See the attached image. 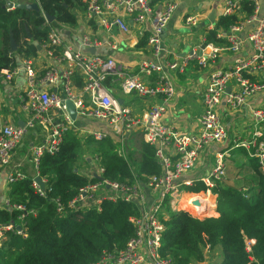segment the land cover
<instances>
[{"label": "built area", "instance_id": "obj_1", "mask_svg": "<svg viewBox=\"0 0 264 264\" xmlns=\"http://www.w3.org/2000/svg\"><path fill=\"white\" fill-rule=\"evenodd\" d=\"M220 1L219 4L218 0L190 3L182 25L187 32L193 30L198 40L182 56L163 42L179 0H80L84 18L97 23L101 34L83 32L79 46L73 48L51 24L44 46L56 65L44 67L38 75L31 66V59L23 58L25 88L15 95L26 119L21 126L0 120V172H4L6 190L9 184L30 177L35 191L46 196V180L38 174V164L44 154L52 155L58 150L69 127L78 129L80 136H91L94 141H101L110 133L121 142L124 136L140 137L153 148L154 159L160 166L158 174L149 175L144 181L118 182L103 176L104 168L97 154L87 158L90 169L81 173L90 181L78 188L67 207L99 211L106 202L130 203L137 205L139 212L129 217L134 234L125 247L115 254L103 252L92 264H170L161 254L162 217L167 216L168 211L191 209L202 210V215L198 216L201 219L209 216V209L215 208V202H208L204 194L216 197L212 189L225 176V157L230 149L215 148L228 139L217 107L223 103L229 109H236L251 96L264 91V82L258 78L264 72V7L260 0H250L254 4L253 14L227 31L217 30L214 37L220 41L211 42L207 35L215 30L216 16L238 15L240 10L241 0ZM30 2L39 6L38 0ZM12 9L14 6H6L7 11ZM211 9L215 10L214 22L208 19ZM114 29L123 34L134 29L137 38L147 33L149 55H142L133 70L123 67L108 53L118 48L110 36L104 35ZM223 48L230 55L227 65L213 66ZM190 61H195L199 68L210 66L211 70L201 99L197 130L183 133L162 122V116L176 92L170 74L184 73ZM17 71V67L12 72L2 69L0 77L11 81ZM76 78L80 79V87L76 86ZM108 81L122 93L145 101V109L135 114L129 106L120 103L112 96ZM67 100L74 107L75 120L69 116ZM252 116L264 122V112L255 109ZM81 120L85 124L76 126ZM30 130H34L35 135L26 153L27 159L15 162V149ZM212 146V165L203 175L194 177L192 171L202 150ZM233 146L248 150L264 176V132L254 129L249 137L233 140ZM118 153L124 155L120 148ZM27 162L32 174H27L23 168ZM37 176L44 188L34 180ZM198 185L205 189L192 191ZM243 196L247 200L251 198L247 191ZM0 202V207L10 206L6 196ZM190 203L194 204L188 206ZM55 204L56 212H61L63 207L56 201ZM10 207L19 214L14 221L0 224V244L6 241L9 232L25 238V216L33 213L21 204ZM246 245L249 250L247 242Z\"/></svg>", "mask_w": 264, "mask_h": 264}, {"label": "trees", "instance_id": "obj_2", "mask_svg": "<svg viewBox=\"0 0 264 264\" xmlns=\"http://www.w3.org/2000/svg\"><path fill=\"white\" fill-rule=\"evenodd\" d=\"M6 2L0 0V71L8 72L17 67V55L32 59L38 54L37 45L47 43L52 22L47 24L43 14L53 17V22L73 27L77 19L72 9H81L80 0H38L39 11L18 8L7 11ZM253 9L252 1L241 0L238 15H218L215 30L207 35V40L219 42L214 37L217 30L227 31L251 16ZM11 39L16 44L14 52H9ZM146 41L147 33L138 39L137 46H145ZM75 83L80 87L79 78ZM119 145L120 139L109 136L94 141L69 127L58 150L40 158L38 174L46 180V196L35 191L30 177L9 184L8 204H21L33 213L25 216V238L9 232L6 241L0 244V264H92L103 252L115 254L122 250L134 234L129 217L138 215L137 205L106 202L99 211L67 207L78 188L90 181L78 169L86 149L99 156L103 176L111 181H144L160 172L153 148L143 140L135 148L137 157L133 156V150L119 154ZM253 170L256 180L250 200L244 198V191L218 182L212 189L217 216L200 219L179 210L168 211L162 217L161 254L170 264L201 262L203 250L216 248L222 255L219 264H264V176L257 163L253 164ZM204 189L198 185L192 191ZM55 201L63 207L61 212H56ZM10 206L0 207V224L14 221L19 214Z\"/></svg>", "mask_w": 264, "mask_h": 264}, {"label": "crops", "instance_id": "obj_3", "mask_svg": "<svg viewBox=\"0 0 264 264\" xmlns=\"http://www.w3.org/2000/svg\"><path fill=\"white\" fill-rule=\"evenodd\" d=\"M10 1L13 3H30L29 0ZM260 2L262 7H264V0H260ZM219 3H221L220 0H218V4ZM189 7L190 3H188V0H179L176 18L179 20L178 23L182 27L183 17L188 12L185 11V8ZM72 11L77 19L76 25L68 27L63 24H57L56 28L58 29L57 31L61 33V36L67 45L77 48L79 46V37L81 33L89 32L99 35L101 34V29L97 23L87 22L81 9H72ZM217 17L218 15L216 18ZM170 23H168L163 35V42L164 44H167H165L167 47L175 49L178 56H182L188 51L191 44L197 42V39L195 38L197 34H195L193 30L187 32L183 27L185 34H189L191 37L186 38L185 41H181L179 44L177 37L173 34V29L169 38L164 41V38H166L165 36H167L166 31L169 28H172ZM135 34L136 32H134V29H130L127 34H123L116 29L112 30L110 34H104L110 36L111 40L118 44V48L115 52L108 51V53L116 58V62L129 70L136 68L137 61L142 55H149V49L146 44L145 46H137L139 38H137ZM218 45L223 46V44ZM16 58L18 63L17 73L12 77L11 81H8V84L2 85V82L0 83V120L1 122L21 126L26 117L25 113H23L20 108V104L16 101L15 94L22 92L25 88V72L22 68L23 57L17 55ZM229 58L230 55L228 54V51L223 48L217 54L213 66H226ZM30 62L33 70H35L38 75L42 73L44 67L56 65L55 60L46 54L45 46H40L37 56L32 58ZM210 70V66L208 68H199L195 61H190L184 73L170 74L174 81L176 92L174 97L167 103L166 112L162 116V122L172 125L178 131L183 133L194 132L197 130V118L201 113V99L206 88L207 76ZM258 78L264 82V72L260 73ZM107 86L112 96L117 98L120 103L129 106L135 114H140L145 109V101L133 95L122 93L109 81L107 82ZM14 98L15 102L13 101ZM255 109L264 112V91L251 96L246 100L244 105L236 109H229L225 107L223 103L217 107V112L225 127L228 139L223 144L215 146V148H230L228 156L225 157L226 170L225 176L221 182L224 185L232 186L249 193H251L255 187L256 176L253 170V164H255L256 161L254 157L250 156L249 151L245 148L233 146V140H243L249 137L254 129L264 132V122L257 121L252 116V111ZM34 135V130L27 132L21 143L15 149L14 160L17 159V156L21 155L20 157L26 161V153L34 142ZM138 138L140 140V137ZM35 142L37 141L35 140ZM213 150V146L206 147L202 150L199 160L192 171L194 177L203 175L212 165ZM27 163L28 164H23V168L26 170L27 174H32L33 170L31 165L29 162ZM3 174L4 172L1 170L0 191L4 189V196H6L7 190ZM204 197H206L205 199L208 202H215L216 197H213L210 194H204ZM1 199L3 198H0V201ZM208 214L209 216H217L214 207L213 209L208 210Z\"/></svg>", "mask_w": 264, "mask_h": 264}, {"label": "rangeland", "instance_id": "obj_4", "mask_svg": "<svg viewBox=\"0 0 264 264\" xmlns=\"http://www.w3.org/2000/svg\"><path fill=\"white\" fill-rule=\"evenodd\" d=\"M195 1H197V0H188V3L195 2ZM185 11H189V8H185ZM177 12H178V8L174 11V13L171 16L169 23L171 22L170 24H171L172 28H169L166 31L167 36H165L166 38H164V41H166L169 38L171 32L174 29L173 34L177 37L178 43L180 44L181 41H185L186 38H190L191 36H189V34H185L184 28L178 23L179 20L176 18ZM57 24H60V23L52 22V26L55 29H57L56 28ZM195 38L198 40L197 36ZM114 59H116V58L114 57ZM0 83L2 85H4V84H8V81H6L3 77H1ZM13 101L15 102V98L13 99ZM81 121L82 122H80L78 124L79 126H82L85 124V121H83V120H81ZM110 136L114 137L116 140H119L116 138L115 134H113V133H110ZM134 137L135 136H132V135L122 137L121 145H119V147L121 149V153L125 154L129 150H133L134 151L133 156H135V157L138 156L137 152L135 151V148H137L139 138L138 137L134 138ZM119 147H118V149H119ZM93 154L94 153L89 149H86L84 151L83 159H81L79 164H78V169L80 170V172H88L89 171L90 168H89L87 158H90ZM20 156L21 155L17 156V159L14 161L15 162H22V160H24V159L21 158ZM3 197H4V189L0 191V198H3ZM203 252H204L203 260L201 262H193L192 264H219V263H221L222 255L220 254L221 252L219 251V248H216L212 251L205 249V250H203Z\"/></svg>", "mask_w": 264, "mask_h": 264}, {"label": "water", "instance_id": "obj_5", "mask_svg": "<svg viewBox=\"0 0 264 264\" xmlns=\"http://www.w3.org/2000/svg\"><path fill=\"white\" fill-rule=\"evenodd\" d=\"M6 6L11 7L14 6V8H18V9H26V10H34V11H39L40 7L38 6V4L36 2H30V3H13V2H6ZM46 21L48 23H51L54 21V18L51 16H48L47 14H43ZM214 18H215V10L211 9L210 12L208 13V19L210 22H214ZM29 37V35H28ZM16 49V44L14 43V41L11 39L10 40V48H9V52H14ZM37 49L40 50V46L37 45ZM91 52H94L93 49L90 50ZM1 75V74H0ZM66 108L67 111L69 113V116L72 120H75L76 118V112L74 110V107L72 105V103L67 100L66 101ZM34 180L40 185L41 188H44V183L42 182L40 177H35ZM196 203V202H195ZM186 211L193 213V216L198 217L200 215H202L203 211L199 210V211H192L191 209H187Z\"/></svg>", "mask_w": 264, "mask_h": 264}, {"label": "bare ground", "instance_id": "obj_6", "mask_svg": "<svg viewBox=\"0 0 264 264\" xmlns=\"http://www.w3.org/2000/svg\"><path fill=\"white\" fill-rule=\"evenodd\" d=\"M194 203L187 204L188 206H192Z\"/></svg>", "mask_w": 264, "mask_h": 264}]
</instances>
